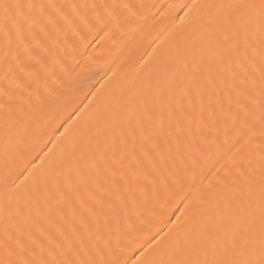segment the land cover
I'll return each instance as SVG.
<instances>
[{"label":"bare ground","instance_id":"6f19581e","mask_svg":"<svg viewBox=\"0 0 264 264\" xmlns=\"http://www.w3.org/2000/svg\"><path fill=\"white\" fill-rule=\"evenodd\" d=\"M28 2L38 6L31 30L25 28L23 36L10 38L0 31V260L6 256V241L15 247L9 237L19 231L13 225L27 230L15 208L16 185L28 175H20L26 163L20 153L34 157L41 147L52 148L57 141H63L61 149L68 150L74 139L81 138L80 150L88 151L103 114L129 88L140 86L148 75L145 66L156 65L164 54L195 40L207 9L193 5L229 0ZM89 101L94 102L89 106ZM81 104L85 116L72 136L52 137L57 130L63 132L68 125L58 126ZM225 119L220 117L221 123L205 128L203 134L194 127L178 151L174 144L171 153L166 151L163 161L158 160L155 185L148 184L146 189L133 186L126 193V205L111 212L106 207L108 214L96 217L85 213L90 231L81 230L75 247L65 248L67 257L96 264H138L160 258L171 240L165 233L183 223L176 217L184 209H176L185 203L179 197L189 191L194 203L208 209L209 217L226 210V197L251 193V214L258 225L264 129L253 122L251 130H240L230 122L225 124ZM161 174L167 177V186ZM9 199L12 207L5 211ZM165 208L168 211H162ZM63 211L71 220L72 209L64 206ZM75 211L79 220L78 205ZM191 212L190 207L189 215ZM162 239L166 243L158 246ZM25 258L38 259L39 251L33 256L17 250L11 257Z\"/></svg>","mask_w":264,"mask_h":264},{"label":"snow or ice","instance_id":"6c2138e0","mask_svg":"<svg viewBox=\"0 0 264 264\" xmlns=\"http://www.w3.org/2000/svg\"><path fill=\"white\" fill-rule=\"evenodd\" d=\"M37 7L28 0H0V31L9 38L23 36L25 28L31 30ZM193 8L207 9L195 40L164 54L156 65L145 66L148 75L140 86L129 88L103 114L88 151L80 150L81 138L74 139L68 150L57 141L52 148L41 147L34 157L20 153L26 161L20 175H28L16 185L15 208L27 230L13 225L19 235L9 237L15 247L6 241L0 264H96L69 259L65 251L75 247L81 230L90 231L85 213L108 214L106 207L111 212L126 205V193L133 186H154L155 174L160 173L158 160L163 161L174 144L178 151L194 127L203 134L225 117L223 122L233 128L251 130L256 122L264 129V0H229ZM82 107L76 106L58 129L68 126L52 137L72 136L84 119ZM48 142L52 143L51 137ZM161 179L167 186V177L161 174ZM258 197L257 225L251 214V193L226 197V210L212 217L193 202L191 191L180 196L185 203L176 210H184L176 220L183 223L173 225L174 236L173 229L165 233L171 237L167 250L160 258L138 264H264V182ZM64 206L72 209L71 220ZM11 207L9 199L5 211ZM165 243L162 239L158 246ZM17 250L33 256L39 251V258L11 259Z\"/></svg>","mask_w":264,"mask_h":264}]
</instances>
